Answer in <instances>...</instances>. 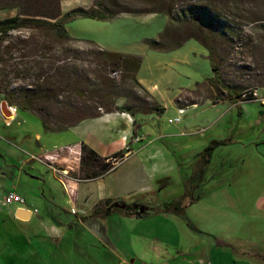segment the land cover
I'll use <instances>...</instances> for the list:
<instances>
[{
    "label": "crops",
    "instance_id": "crops-1",
    "mask_svg": "<svg viewBox=\"0 0 264 264\" xmlns=\"http://www.w3.org/2000/svg\"><path fill=\"white\" fill-rule=\"evenodd\" d=\"M129 15L131 14L89 21L106 23ZM65 31L77 42L87 41ZM158 36L154 39L148 36L142 41L155 40ZM89 42L106 52L140 57L133 46L124 43L110 46L96 40ZM178 48L180 46L169 51ZM147 49L145 45L138 48L142 52ZM177 61L176 59L175 62ZM141 65L139 64L135 73L137 84L156 105L163 110L172 109L171 113L177 117L174 102L180 96L179 93L167 92L165 87L169 84L158 88L157 84L147 83L140 76ZM186 88L188 90L184 89L182 93L186 95L182 100L183 104L192 92L191 88ZM258 90L256 89L257 93ZM260 90L264 93V88ZM194 104L184 106V113L185 110L196 109ZM218 107L210 105L199 111L204 113L209 110L215 115L212 120H207V127H213L218 119L224 118L225 114L234 109L232 106L223 109ZM260 110V116L264 117V105H260ZM0 112L2 114L3 111L0 109ZM126 115L108 113L81 121L63 131L65 137L57 141L60 147L68 144L77 152L79 145L83 144L102 158L114 153V150H110L114 144L118 145V149L122 147L121 150L128 147L130 152L120 162L127 160L128 170L122 178L127 184H123L125 186H116L118 178L111 179L115 184L113 186H109V182L105 183L116 168L121 166L120 163L113 170L93 180H78L60 175L59 171L66 172L63 165L68 160L67 156L59 153L54 159V166L40 157L42 153L46 154L45 143L49 140L46 135L50 133L42 132L34 117V123L24 124L22 117L17 114L10 124L7 122L8 125H5L0 115V198L13 192L24 200L22 208L17 205L7 208L0 206V236L7 241L13 240L18 247H22L16 250L19 264H27L31 260L38 264H56L57 259H63L61 255L67 264H225L227 260L241 264L247 261L264 263L260 259L264 258V253L251 243L249 234L244 235V229L241 230L231 217V212L237 210L242 214L239 218L240 225L246 220L243 214L248 209L241 190L235 193L226 180L221 185L214 182L226 171L225 162L229 158L221 163L216 173L206 174V170L212 166L215 152L226 151V145L216 148L211 153L208 164L203 167L198 155L213 141L214 136L200 140L201 136L196 133L187 135L185 127H177L175 133L169 132L149 140L136 123L135 116L127 115L128 119ZM259 119L254 120L256 132L253 137L246 140L245 144L235 146L233 155L238 157V163H245L249 157L258 158L255 154L264 160V118ZM107 124L120 127L116 139L107 134ZM132 131L144 134L145 139L130 144ZM184 164H187L190 173L183 171ZM41 167L44 168L45 176L41 174ZM230 180L233 183V177ZM101 181L104 182L103 187L99 186ZM158 181H161V191L154 185ZM185 192H188V196L183 197ZM32 199L33 203L43 200L55 220L53 225L38 220V211L34 206L31 210L27 209L26 205H30L29 201ZM105 199L111 201V209L138 211L136 207L140 206L142 212H138L137 217L111 213L90 218L91 210ZM175 200L182 203V213L160 211L159 207L163 203ZM255 206L258 207L257 204ZM260 206V209H264V202ZM19 210L26 213L18 212ZM218 211H224L225 217L213 220V212L219 215ZM47 236L52 241L46 239ZM44 244L49 245L48 255L43 254V250H47ZM10 249V246L0 244L2 255ZM23 257L26 262H21Z\"/></svg>",
    "mask_w": 264,
    "mask_h": 264
},
{
    "label": "rangeland",
    "instance_id": "rangeland-1",
    "mask_svg": "<svg viewBox=\"0 0 264 264\" xmlns=\"http://www.w3.org/2000/svg\"><path fill=\"white\" fill-rule=\"evenodd\" d=\"M183 1L184 5L195 4L207 7L216 18L217 23L227 27L225 36H222L218 29H215L212 34L208 33L204 26H200V23H193L194 26L189 27L182 24L166 34L161 42V49H147L143 52L138 50L145 45L142 41L143 38L150 36L151 39H154L158 36L157 34L163 32L165 26L169 27L168 19L162 14H131L106 23L92 22L86 19L67 22L64 28L71 36L87 40L80 42L74 41L75 39L58 38L53 32L44 28H23L8 33L0 39V103L14 109L11 120H6V122L10 124L17 114L19 116L22 114L24 124H32L36 119L40 127V120L49 128L54 127L55 120L50 114H56L59 109L66 108L64 106L66 99L73 100V102L79 101V99H74L76 98L74 92L78 91L84 95L90 91L87 79L90 81L89 72L96 68L95 52L100 49L89 40H96L110 46L120 43L133 46V50H137L140 64H142L140 76L144 77L147 83L157 84L158 88L169 84L165 87L167 92L180 95L174 102L177 108H184L187 104L193 103L196 108L185 110L184 115L180 117V122L175 125L167 123V119L175 117L171 113L172 109H164L158 115L153 112L150 114L135 113L133 116H135L139 128L149 140L169 132L175 133L177 127H185L184 132L187 135L196 133L201 136L200 140L210 136H214L213 140L224 139L227 156L225 157L226 151L217 150L212 157V166L206 170V174L208 176L210 173H216L221 163L229 158V161L225 162L226 171L214 182L221 185L226 180L235 193L237 190H241L243 200L247 203L248 210L243 214L246 220L240 225L239 218L242 217V214H239L237 210L231 212V217L238 223L241 230L244 229V235L249 234L251 243L264 253V209L259 208L264 202V160L255 154L259 159L249 157L246 158L245 163H238V157L233 155L236 151L235 146L245 144L246 140L253 137L256 132L254 120L258 118L262 120L264 117L260 116V104L256 101H236L234 105H231L233 102L226 97L224 91L212 78L213 70L208 62L207 52L202 46V43L211 46L214 61L219 65V78L224 84H240L241 90L242 88H256L259 89L258 97L264 96L260 90V88H264L263 84H253L251 87L242 85L246 80L264 79L262 71L264 69V0ZM99 5L113 11L124 8L129 10L148 8V5H136L134 9L133 2L130 0H0V20L19 15L21 19L34 17L52 21L51 18L70 9H89ZM188 36H192V38H187ZM176 45L180 48L169 51ZM73 72L75 75H71ZM69 76H71V80ZM74 76L77 78L76 86L72 82H75ZM105 76L115 80L118 84L117 92L121 93L122 97L115 100L116 105H126L131 107L133 112H137V109L133 108L138 103L137 99L145 102L151 100L140 86L141 89L128 82L123 84L119 72L107 71ZM186 87L191 88L192 92L186 103L183 104L182 100L186 95L182 93L184 89L188 90ZM56 102H61L62 105H57ZM210 105L219 106L220 109L232 106L234 109L225 114L224 118L218 119V122L210 128V126L207 127L209 124L207 120H212L215 115L209 110L204 113L199 112L203 108H209ZM2 114L4 115L3 112ZM105 128L108 130L107 134L110 135V138L114 139L117 138L118 129L121 130L120 127L109 124ZM201 128L203 129L200 130ZM59 133L46 135L49 140L45 143L44 150L45 153H52L59 149L64 157L67 156L68 160H65L64 164L71 163L75 170L71 174L65 172L60 175L74 178L73 174L79 167L78 161L74 160V157H79V152L74 151L73 147L68 144L60 147L59 139H63L65 134H63L64 132ZM144 134L140 135L134 132L130 136V144L144 140ZM137 136H142L143 139L132 142V139ZM126 148L125 146L124 149ZM121 149H118L117 144L110 148V150H114V153ZM42 155L44 153L40 156L44 161ZM223 157L225 159L221 160ZM120 164L121 166L116 168L109 179L106 182L104 180L105 183L109 182V186L115 185L111 180L115 178L119 179L116 186L125 184L122 178L128 170L127 160ZM186 165H183V171L190 173ZM40 170L42 176H45L44 168L41 167ZM232 177L233 183L230 180ZM104 182L101 181L99 186L103 187ZM154 185L161 191V181ZM29 204L26 205L27 209L31 210L33 206L37 209L38 220L49 225L54 224L55 220L43 200L33 203L32 199ZM22 207L20 206V208ZM136 208L137 212H142L140 206ZM218 213L219 215H215L213 212V220L225 217L224 211H218ZM45 238L52 241L49 236ZM0 244L11 247L5 254L0 253V264H19L16 250L22 247H18L13 240H5L3 236H0ZM43 246L47 249L43 250V254L48 255L49 245L44 244ZM61 257L63 259H57L58 263L56 264H67L64 256L61 255ZM25 260L23 257L21 262H26ZM27 264L38 263H33L31 260ZM225 264H241V262L232 261L230 263L227 260ZM244 264L264 263L247 261Z\"/></svg>",
    "mask_w": 264,
    "mask_h": 264
},
{
    "label": "trees",
    "instance_id": "trees-1",
    "mask_svg": "<svg viewBox=\"0 0 264 264\" xmlns=\"http://www.w3.org/2000/svg\"><path fill=\"white\" fill-rule=\"evenodd\" d=\"M133 2V7L136 5H148L147 9H136L129 10L127 8L117 9L113 11L103 5L93 6L89 9L73 8L66 11L63 14L51 18L52 21H48L40 18H24L21 19L19 15L3 18L0 20V39L4 38L8 33L23 29V28H44L53 32L58 38L73 40L65 31L64 25L75 19H87V20H108L120 14H162L168 19L169 27L165 26L163 32L155 40H145V46L150 50L161 49V42L165 38L166 34L172 32L178 25L185 24L187 27L194 26L193 23H200V26H204L208 33L212 34L215 29L221 31V35L225 36L227 27L219 24L211 11L204 6L195 4L184 5L183 0H130ZM135 9V7H134ZM187 38H192L188 36ZM227 40V39H226ZM75 41V40H74ZM206 52L207 59L212 68V78L218 87L224 91L226 97L233 103L236 102L238 93L241 91V85L237 84H224L219 78V65L214 61L212 48L207 43H202ZM178 47L177 45L175 48ZM95 64L96 68L94 71H90V81L87 79L88 91L86 94L81 92H74L76 98L79 101L65 100L64 106L66 108L59 109L56 114H50L55 120V126L49 128L42 120H40L41 129L44 133H59L63 132L68 128L77 125L79 122L95 119L101 114L108 113H124L131 117L135 113H156L161 114L163 111L162 107L156 105L152 100L145 102L137 99L138 102L133 108L137 109V112H133L131 107L126 105H116L115 100L122 97L121 93L117 92L118 84L113 79H108L105 74L107 71L111 73L119 72L121 74V82L131 83L135 87H139L135 79V73L140 64V58L131 55H122L118 53L106 52L103 50H97L95 52ZM264 72V69H262ZM75 73H71V75ZM73 85L76 86V76ZM71 80V76H69ZM247 87L253 86V84L264 85V79H250L243 81L242 85ZM141 89V88H140ZM251 89V88H248ZM242 90H244L242 88ZM143 91V90H142ZM57 105H62L61 102H56ZM226 145L225 140L210 141L205 148L199 153L198 157L201 161L202 166H206L209 162L211 153L218 147ZM130 152L129 148L123 149L116 153L111 154L108 157H99L87 146L79 145V157H74V160L78 161L79 167L76 169L74 178L78 180H93L101 177L109 171L113 170L114 167L121 162L126 154ZM60 150H56L52 153H46L43 157L46 158L45 162L49 165H55V157H58ZM62 163H64L62 161ZM66 174L74 172L75 167L71 163L63 165ZM72 177V176H70ZM188 196V192L183 194V197ZM111 201L105 199L96 205L89 214V217L105 216L107 214L115 213L125 217H137L139 213L135 210L128 209H114L110 208ZM183 205L179 200L163 203L160 206V211L165 213L180 214L182 213ZM264 262V258L260 257Z\"/></svg>",
    "mask_w": 264,
    "mask_h": 264
},
{
    "label": "built area",
    "instance_id": "built-area-1",
    "mask_svg": "<svg viewBox=\"0 0 264 264\" xmlns=\"http://www.w3.org/2000/svg\"><path fill=\"white\" fill-rule=\"evenodd\" d=\"M236 101L237 102L256 101L260 105H264V98L258 97L256 89H253V88L241 90L238 93ZM9 108L10 107L6 106V109L8 111H10ZM176 112H177V117H175L173 119H168L167 120L168 124L179 123V119H180L179 116L184 113V110H183V108H177ZM10 113L12 115L14 113V109H12V112H10ZM0 115L3 119L4 124L7 125V122H6V120L4 121V116L1 114V112H0ZM126 117L129 119V117L127 115H126ZM9 120H11V117ZM142 139H143L142 136H137L134 139H132V142H138ZM44 159L46 160V158H44ZM59 172H60V174H65V171H59ZM23 204H24L23 198L17 193L10 192V193L5 194L2 198H0V206L6 207V208L11 206V205L22 206Z\"/></svg>",
    "mask_w": 264,
    "mask_h": 264
},
{
    "label": "water",
    "instance_id": "water-1",
    "mask_svg": "<svg viewBox=\"0 0 264 264\" xmlns=\"http://www.w3.org/2000/svg\"><path fill=\"white\" fill-rule=\"evenodd\" d=\"M0 109L3 111V113L6 115L7 111H6V105L4 103H0ZM18 212H24L26 213L25 211H22V210H19ZM17 217H21L19 215H16ZM23 218V217H22Z\"/></svg>",
    "mask_w": 264,
    "mask_h": 264
},
{
    "label": "bare ground",
    "instance_id": "bare-ground-1",
    "mask_svg": "<svg viewBox=\"0 0 264 264\" xmlns=\"http://www.w3.org/2000/svg\"><path fill=\"white\" fill-rule=\"evenodd\" d=\"M9 110H10V111H8V110L6 109L7 113H6V115L4 116V120H9V119H10V116H11V113H10V112H12V109L9 108ZM8 113H9V114H8Z\"/></svg>",
    "mask_w": 264,
    "mask_h": 264
}]
</instances>
